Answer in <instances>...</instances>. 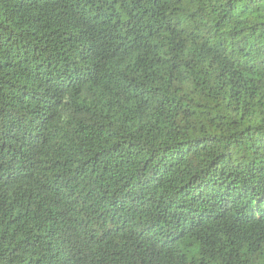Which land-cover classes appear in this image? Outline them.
Listing matches in <instances>:
<instances>
[{
    "label": "trees",
    "instance_id": "16d2710c",
    "mask_svg": "<svg viewBox=\"0 0 264 264\" xmlns=\"http://www.w3.org/2000/svg\"><path fill=\"white\" fill-rule=\"evenodd\" d=\"M0 264H264V0H0Z\"/></svg>",
    "mask_w": 264,
    "mask_h": 264
}]
</instances>
